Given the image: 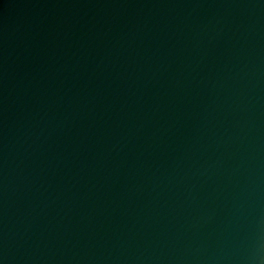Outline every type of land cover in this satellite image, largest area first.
<instances>
[{
	"label": "water",
	"instance_id": "obj_1",
	"mask_svg": "<svg viewBox=\"0 0 264 264\" xmlns=\"http://www.w3.org/2000/svg\"><path fill=\"white\" fill-rule=\"evenodd\" d=\"M0 264H264V0H0Z\"/></svg>",
	"mask_w": 264,
	"mask_h": 264
}]
</instances>
